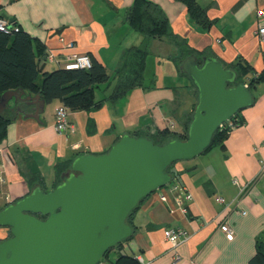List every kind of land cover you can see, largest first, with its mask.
<instances>
[{
  "label": "crops",
  "instance_id": "obj_1",
  "mask_svg": "<svg viewBox=\"0 0 264 264\" xmlns=\"http://www.w3.org/2000/svg\"><path fill=\"white\" fill-rule=\"evenodd\" d=\"M149 1L164 12L171 31L189 45L193 55L216 57L237 71L238 82L247 86L252 102L239 111L243 124L221 144L193 160L173 164L175 182L190 195L185 210L175 207V193L165 189L166 202L158 199L159 191L152 193L130 218L133 234L122 253L137 264H249L258 239H264V41L256 35L264 22L257 17V11L264 10V0H196L205 9L207 26L194 21L177 0ZM133 3L0 0V14L32 37L36 50L50 51L61 61L71 54L89 55L112 76L104 88L94 89L99 108L69 112L72 134L54 130V114L62 105L58 99L44 104L39 121L18 114L8 125L0 139V209L31 190V173H39L41 186L51 190L57 182V163L85 153L102 154L123 134L152 135L166 128L183 132L196 90L176 66L171 40L144 41L127 26L125 16ZM144 45L141 85L118 100L111 99L122 53ZM56 68L46 60L43 70ZM233 181L246 184L245 190L239 193ZM221 224L231 229V238L220 230ZM167 228L181 229V239L165 240ZM7 235L8 229L0 227V240Z\"/></svg>",
  "mask_w": 264,
  "mask_h": 264
},
{
  "label": "water",
  "instance_id": "obj_2",
  "mask_svg": "<svg viewBox=\"0 0 264 264\" xmlns=\"http://www.w3.org/2000/svg\"><path fill=\"white\" fill-rule=\"evenodd\" d=\"M180 70L196 90L186 139L156 144L126 133L102 154L75 156L51 190L35 185L0 209V227L8 229L0 240V264H99L109 249L131 238L128 219L140 203L172 182L168 168L201 155L216 130L252 102L237 72L216 57L191 54ZM20 101L36 106L20 111L22 117L39 121L44 101L17 90L0 94V117L5 109L19 112Z\"/></svg>",
  "mask_w": 264,
  "mask_h": 264
},
{
  "label": "trees",
  "instance_id": "obj_3",
  "mask_svg": "<svg viewBox=\"0 0 264 264\" xmlns=\"http://www.w3.org/2000/svg\"><path fill=\"white\" fill-rule=\"evenodd\" d=\"M177 1L184 4L188 15L194 21L202 26L208 25L205 9L199 6L196 0ZM125 20L127 26L139 33L144 41L164 38L171 40L177 51V56L174 59L177 67H179L185 57L193 54L189 45L185 41L180 40L171 31L166 15L155 3L149 0H134L133 5L127 11ZM38 46H41L40 43H38ZM146 55L147 49L145 45L127 48L122 53L120 65L114 75L116 84L111 93V99L118 100L129 89L141 85ZM44 56L45 53L43 51L34 48L32 37L21 29L12 35L0 33V94L10 90L23 91L31 95H39L44 104L58 99L70 112L89 111L99 108L101 102L95 101L94 89L109 79L105 67L100 62L88 55L91 61L89 69L65 70L62 67H57L49 72L43 69L39 72ZM251 84L250 81L249 85ZM17 106L19 112H17V109L13 111L5 109L3 116L0 117V139L4 137L8 125L21 113L20 111L29 113L36 107L21 101L17 103ZM191 115L192 113L190 118ZM189 121L190 119L186 122L181 134H176L166 128L158 130L152 135L142 132L134 135L137 137H148L156 144L166 142L170 138L184 140L186 139ZM242 124L243 119L238 112L216 130L210 146L204 152L216 144H221L233 128ZM90 127H92V124H90ZM70 162L71 160L59 162L55 165L56 184L59 182V176L68 169ZM167 172L172 175V182L167 186L177 184L175 182L177 174L173 171V165L168 168ZM30 185L31 188L39 185L44 190L41 186L43 185V180L39 173H31ZM132 215L128 219L129 224H131L130 218ZM125 242L109 249L99 264H137L130 256L122 253V247ZM111 251H114L112 259L109 256ZM249 264H264V239H258L255 254L249 260Z\"/></svg>",
  "mask_w": 264,
  "mask_h": 264
},
{
  "label": "built area",
  "instance_id": "obj_4",
  "mask_svg": "<svg viewBox=\"0 0 264 264\" xmlns=\"http://www.w3.org/2000/svg\"><path fill=\"white\" fill-rule=\"evenodd\" d=\"M118 1L123 2L125 0H118ZM257 17L259 20L263 21L264 20V10H258ZM19 30L20 28L18 27V25L9 21L7 18L3 17L0 14V33L1 34L12 35L18 32ZM256 35L260 41H264V22L258 25L257 30H256ZM69 46H72V44L70 43ZM44 59L45 61L47 60L49 63H53L57 67H62L65 70L89 69L91 67L90 58L86 54H71L61 61L59 58L55 57L50 51H48L45 53ZM69 112L70 111L63 105H61L60 107L56 109L55 114H54L53 126H54L55 132H57L58 134L69 135L74 132L73 125L68 121ZM233 183L238 186L239 193H242L246 188V184L244 186H241L238 184L237 181H233ZM165 189L176 194L174 198V205L176 208H179L182 211H184L186 202L190 200L189 193H187L184 190V188L180 187L178 184H173L167 187L165 186L157 190L159 191L157 196L161 202L167 201V195L165 193ZM216 201L221 204L224 203V199L220 196L216 197ZM220 230L224 232L228 238L232 237V231L228 227L227 224H221ZM182 235H183V231L178 228H167L163 231L164 239L169 242L179 241Z\"/></svg>",
  "mask_w": 264,
  "mask_h": 264
},
{
  "label": "rangeland",
  "instance_id": "obj_5",
  "mask_svg": "<svg viewBox=\"0 0 264 264\" xmlns=\"http://www.w3.org/2000/svg\"><path fill=\"white\" fill-rule=\"evenodd\" d=\"M175 49V54L177 53V51H176V48H174ZM148 69H150V67L148 68ZM149 71V70H148ZM110 81H112V76H110L109 77V79H108V81L107 82H105V83H101V84H99V87H101V89L102 88H104L106 85H108L109 84V82ZM194 90V89H193ZM195 92V91H194ZM192 113V109H191V111H190V113H189V115H188V117H187V121L190 119V114ZM186 121V122H187ZM193 160V159H192ZM179 162H181V161H179ZM109 256H110V259H112L113 258V256H114V251H111L110 253H109Z\"/></svg>",
  "mask_w": 264,
  "mask_h": 264
}]
</instances>
